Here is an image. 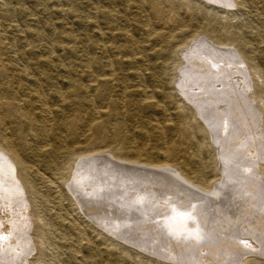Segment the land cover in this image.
<instances>
[{
	"label": "rangeland",
	"instance_id": "rangeland-1",
	"mask_svg": "<svg viewBox=\"0 0 264 264\" xmlns=\"http://www.w3.org/2000/svg\"><path fill=\"white\" fill-rule=\"evenodd\" d=\"M174 1L177 12L168 5L166 12L180 26L162 27L170 35V48L158 56L155 50H162L160 46L147 44V51L143 50L146 35L141 24L149 29L160 25L136 0H0V31L7 45L0 58V143L12 145L29 166L35 188L34 193H26L0 159L4 162L0 212L9 213L18 224L11 236L0 225V235L8 236L5 245L0 243V264H252L253 260L264 264V0H235L226 6L207 0ZM103 9L122 20L110 23ZM198 28L211 36L192 35ZM228 29L240 34V46ZM198 40L208 42L203 47ZM127 41L142 47L136 56L142 61L140 67L131 65L124 53L104 54L98 48L106 44L124 49ZM233 44L235 53L229 48ZM109 61L114 63L111 68H101ZM19 69L27 74L19 75ZM109 71L127 85L125 93L111 88L113 99L106 101L101 87L93 94L83 91L90 75L109 76ZM27 82L34 86L21 91L19 84ZM202 87L215 88L218 94H208ZM35 89L45 96L43 103H37L43 108L38 113L27 105ZM139 89L149 98L136 92ZM186 94L196 97L191 101ZM89 96H94L92 103ZM115 101L121 107L118 111L113 108ZM91 123L102 128L103 142L96 130H90ZM38 125L46 131L41 133ZM119 125L124 126L130 149H144L152 166L165 162L160 154L166 146L157 141V127L170 142L179 141L178 125L194 132L199 143L214 151L218 179L214 164H193L211 163L200 145H184L179 161H189L187 167L195 173L191 177L198 172L213 188L201 191L167 169L135 168L110 155L118 149L113 138ZM70 152L75 157L70 158ZM81 154L86 160H73Z\"/></svg>",
	"mask_w": 264,
	"mask_h": 264
},
{
	"label": "bare ground",
	"instance_id": "bare-ground-1",
	"mask_svg": "<svg viewBox=\"0 0 264 264\" xmlns=\"http://www.w3.org/2000/svg\"><path fill=\"white\" fill-rule=\"evenodd\" d=\"M115 0H113V2H114ZM138 3H140V7H141V9L143 10H145V11H147L149 14H150V19L152 20V21H157V24H159L160 25V27H158V29L156 28H148L149 26L147 25V24H141V29H142V31H144V33H145V35H146V40H145V44H146V46L143 48V50L146 52L147 51V44H150V45H152V46H154L153 48H156L157 46H160L161 48H162V50H155V52L157 53V55L158 56H161V55H163L164 53H163V51H164V49H165V51L166 50H168L169 48H170V35L168 34V33H166V32H164V31H162V27L163 26H165V25H167V24H169V23H173V26L175 27V28H177V27H179L180 26V22H179V20L178 19H175V17H172V16H170L167 12H166V6L168 5L170 8H171V10L173 11V12H177V10H178V8H179V6H177V3L174 1V0H136ZM187 1H189L190 3H197L198 2V0H187ZM211 2V3H218L219 2V4L220 3H224V5L226 6V5H229V4H231V5H233L234 3H235V0H207V2ZM204 2V1H203ZM199 3V2H198ZM216 5V4H215ZM131 6L129 5L128 6V9L130 8ZM210 6H208V8H209ZM96 8V7H95ZM96 10V9H95ZM97 10H99L98 8H97ZM258 10V9H257ZM101 13L108 19V21L110 22V23H116L117 21H119V20H122V16H120L119 14H114L113 12H111V11H109V10H107V9H103L102 11H101ZM259 13H260V11H259ZM141 18V17H140ZM146 18V17H145ZM149 18V17H148ZM208 18V17H207ZM261 18V17H260ZM148 20V19H147ZM138 21V20H137ZM136 21V22H137ZM139 21H141L140 19H139ZM212 21V20H211ZM140 24V23H139ZM158 25V26H159ZM228 32H230L231 34H232V39H233V42H234V44H236V46H238L239 44H238V42H240V34L238 33V32H236V31H234V30H231L230 31V29H228ZM122 34L120 35L121 37H123V38H126V39H128V36H127V34L126 33H124V32H121ZM198 33H204V36L205 37H210L211 36V34L212 33H210L209 31H207V30H203V31H201V28H198V30L197 31H194V32H192V35H195V36H197L196 34H198ZM204 37V40L206 39ZM202 40H203V38H201ZM194 41V40H193ZM192 41V42H193ZM197 41V40H196ZM195 41V42H196ZM200 40H198V42H199ZM194 42V43H195ZM208 42V41H207ZM206 41H202V42H199L200 44H198V43H195V44H193L194 46L195 45H197L198 44V46L199 45H204L205 43H207ZM211 43V42H210ZM234 44L233 45H231V46H229V48L232 50V52H236V47L234 46ZM179 45H181V44H179ZM192 45V46H193ZM215 45V44H214ZM205 46V45H204ZM203 46V47H204ZM240 46V45H239ZM114 47V46H113ZM139 46H137V45H135L134 43H132V42H130V41H127V44L125 45V47H124V49H121V47H114V48H110L108 45H106V44H100V45H98V48H99V50L102 52V53H104V54H106V53H109V51H113V53H116V55L118 56V55H122L123 53H124V55H126V57L129 59V61H130V63H131V65H134V66H137V67H140L141 65H142V61H141V59H140V57H136V56H138L139 55V51H141L142 50V47H140V48H138ZM201 47V46H200ZM199 47V48H200ZM203 47H201V48H203ZM221 48V47H220ZM225 48V47H224ZM233 49H234V51H233ZM6 50H7V45H6V38H5V36L3 35V33H2V31H0V58H2V56H4V55H6ZM231 52V51H230ZM234 52V53H235ZM239 53H241L240 51H238ZM194 53V52H193ZM198 53H200V52H198ZM212 53V52H211ZM227 53V52H226ZM187 54V53H186ZM208 54V53H207ZM238 54V53H237ZM194 55V54H193ZM228 55H229V53H228ZM227 55V56H228ZM241 55H242V53H241ZM224 56V55H223ZM237 56V55H236ZM189 57V56H188ZM218 57V56H217ZM220 57H221V55H220ZM225 57H226V55H225ZM241 57H243V60L246 62V64L247 63H249V61L247 60V59H245V57L242 55ZM116 58V57H115ZM227 58H229V57H227ZM226 58V59H227ZM210 58H208V60H209ZM215 59V58H214ZM225 59V58H224ZM189 60V59H188ZM210 60H212V59H210ZM231 60V59H230ZM187 61V60H186ZM110 62V63H109ZM109 62H107L106 64H101V68H106V67H109V68H111L113 65H114V63L112 62V61H109ZM185 62V61H184ZM216 62H218V61H216ZM215 62V63H216ZM237 62V61H236ZM235 62V63H236ZM186 64V63H185ZM219 64V63H218ZM208 65V64H207ZM210 65V64H209ZM213 65V64H212ZM227 65V64H226ZM214 66H215V64H214ZM217 66V67H216ZM215 67L216 68H218L219 66L218 65H216ZM157 67H160V66H157ZM161 67H165V65H163V66H161ZM188 67V66H187ZM206 67V66H205ZM212 67V66H211ZM242 67V66H241ZM210 68V67H209ZM219 69V68H218ZM232 69V68H231ZM179 70V69H178ZM203 70V69H202ZM212 70H213V68H212ZM184 71L185 70H183L182 71V74L184 75ZM197 71V70H196ZM239 71V70H238ZM19 75H21V76H25L26 74H27V71H26V69H19V70H17L16 71ZM90 72V71H89ZM104 72V71H103ZM186 72V71H185ZM215 72V71H214ZM217 72V71H216ZM224 72V71H223ZM233 72V71H232ZM237 72V71H236ZM91 73V72H90ZM109 76H104V75H102V76H98V75H90V77H91V79H90V84L88 85V86H86V87H84V88H82L83 89V91L86 93V94H88V93H91V94H93V93H95V92H97L98 91V89L101 87L102 88V92H101V97H103L104 99H106V101H110V99H113L112 98V95H111V90L112 89H117V88H121L122 89V91H123V93H125L126 91H127V89H128V87H127V85L124 83V82H120L119 81V79H117L116 78V76L114 75V73L112 72V71H109ZM194 73V72H193ZM240 73V72H239ZM219 74V73H218ZM222 74V73H221ZM226 74V73H225ZM233 74V73H232ZM241 74V73H240ZM139 75H142L143 76V74H142V72H139ZM187 75V74H186ZM185 75V76H186ZM213 75V74H212ZM227 75V74H226ZM229 75H230V73H229ZM188 76H189V74H188ZM190 76H194V75H192V73H191V75ZM211 76V75H210ZM214 76H215V74H214ZM220 76V75H219ZM243 76V75H242ZM182 77V76H181ZM187 77V76H186ZM197 77V76H196ZM199 77V76H198ZM232 77V76H231ZM191 78H193V77H191ZM195 78V77H194ZM200 80H201V78H199ZM199 79H198V82H199ZM203 79V78H202ZM208 79V78H207ZM238 79V78H237ZM240 79V78H239ZM245 79V78H244ZM185 80V79H184ZM194 80V79H193ZM231 81V80H230ZM246 81V80H245ZM244 81V82H245ZM216 82V81H215ZM226 82V81H225ZM192 83V82H191ZM213 83H214V80H213ZM234 82L232 81V84H233ZM247 83V82H246ZM183 84V83H182ZM211 84V83H210ZM224 84V83H223ZM20 85V90L21 91H24V90H28V88H27V86H29V87H32V86H34V84L33 83H29V82H27V83H20L19 84ZM200 85V84H199ZM246 85V84H245ZM186 86V85H185ZM224 86H225V84H224ZM227 86V85H226ZM234 86V85H233ZM236 86V85H235ZM239 86V85H238ZM25 87H26V89H25ZM189 87V86H188ZM204 87H206V86H204ZM208 87H211V86H208ZM112 88V89H111ZM187 88V87H186ZM203 88V87H202ZM230 88V87H229ZM247 88V87H246ZM204 89V88H203ZM211 89V88H210ZM204 89V90H202V91H206L208 94L210 93V92H214V93H216V94H218V92H216V91H214L215 90V88L214 89ZM224 90V89H223ZM236 91V90H235ZM136 92H138L139 94H141L142 96L144 95L145 97H147V98H149V93L147 92V91H145V90H143V89H139V90H137ZM206 92H204V93H206ZM192 93H193V91H192ZM236 94V93H235ZM211 95H212V93H211ZM238 95V94H237ZM240 95L243 97V96H245L246 94H245V91H243V92H240ZM188 99H190L191 101L196 97V95H192V94H186L185 95ZM199 96H201V95H199ZM198 96V97H199ZM214 96H215V94H214ZM211 97V96H210ZM217 97V96H216ZM224 97V96H223ZM235 97V96H234ZM238 97V96H237ZM186 98V99H187ZM191 98H193V99H191ZM244 98V97H243ZM60 99H62V98H60ZM240 99V98H239ZM45 101V96L40 92V91H38V89L36 90L35 89V91L33 92V93H31L30 94V96L28 97V100H27V105L33 110V111H36V113H38L39 112V109L40 110H42L43 108H39V106H37V103H43ZM87 101H88V103H92L93 101H94V96H92V97H88L87 98ZM214 101H215V99H214ZM240 101H241V99H240ZM198 102V101H197ZM219 102V101H218ZM113 103V108H114V110L115 111H118V110H120L121 109V107H120V104L118 103V101H115V102H112ZM189 103H191V102H189ZM221 103V102H220ZM213 104V103H212ZM194 105L197 107L195 110H197V109H199V105L197 104V103H194ZM193 105V106H194ZM238 105V104H237ZM251 105V104H250ZM249 105V106H250ZM202 106V105H201ZM229 106V105H228ZM12 107L16 110V108H17V106L15 105V104H13L12 105ZM151 107H155V104H152L151 105ZM239 107V106H238ZM233 108V107H232ZM50 109V108H49ZM248 110V109H247ZM250 110V109H249ZM50 111V110H49ZM163 112H165L166 113V110L165 109H163L162 110ZM206 112V111H205ZM252 112V111H251ZM258 112V111H257ZM257 112H255L256 114H257ZM202 113V112H201ZM215 113V112H214ZM218 114V113H217ZM239 114V113H238ZM254 114V113H253ZM236 115V114H235ZM209 116V115H208ZM201 117V116H200ZM203 117V116H202ZM228 117V116H227ZM252 117H254V116H252ZM200 119V118H199ZM256 120V119H255ZM240 121V120H239ZM251 121V120H250ZM3 123V118H2V116L0 115V125ZM203 123H205V122H203ZM218 123V122H217ZM258 123V122H257ZM242 124V123H241ZM98 124H94V123H91L90 124V126H89V128H90V130L91 131H95L96 130V132L98 133V135L100 136V139H101V142H103L104 141V137H103V134H102V132H101V127L100 126H97ZM157 125H158V123H157ZM206 125V124H205ZM244 126V125H243ZM235 127V126H234ZM213 128V127H212ZM38 129H39V131L41 132V133H44L46 130V128H45V126L44 125H38ZM157 129L159 130V133H157V136H156V138H157V141L159 142L160 141V143L162 142V144L164 145V146H166V148H165V150L163 151L164 153H162V154H160V156L165 160V162L164 163H161V164H159V166H152V165H154L153 163L154 162H152V160L150 159V157L147 155V153L145 152V150L144 149H140V148H133V149H130V147H129V138L124 134V132H123V130H124V126L123 125H119L118 127H117V129H116V133H115V135H114V138H113V141H115V143L116 144H118V149L116 150V151H112L111 153L110 152H108L110 155H112L113 157H115L116 159H118V160H121V161H123V162H126V163H128V164H126V163H124V164H126V165H130V164H132V165H135L134 167L136 168V166L137 167H139V166H143V168L144 167H147V166H149V167H160V168H163L164 170L165 169H167V170H169V171H172V173L174 172V173H177L180 177H182V179H184V180H186L188 183H190V185H192V186H194V187H196L197 189H200L201 191H210L212 188H213V186L214 185H212V183L211 184H205L204 183V180H203V176L201 175V174H199L198 172L196 173V175H195V177H191V175H193V174H195L194 172H193V170H191V169H188V162L189 161H187V162H180L179 161V159H180V155L183 153V151H184V145H186L187 143H194V144H197V145H200V147L201 148H206V150H207V152L210 154V159H211V163H203V162H201V161H199V160H196V161H193V162H191L192 160H190V164L191 163H193V164H195V165H199V166H209V165H212V164H216L215 163V160H216V158H215V153H214V151L211 149V147H209L206 143H199L198 142V140H197V138L195 137V135H194V132H192V131H186V130H184L180 125H178V126H176L175 127V130H176V133H177V135H178V137H179V141H177V142H170V141H168L167 139H166V136H165V134H164V131H163V129L161 128V127H157ZM211 129V128H210ZM264 130V129H263ZM223 131V130H222ZM225 131V130H224ZM230 131V130H229ZM260 131H261V129H260ZM234 132V131H233ZM201 133H202V136H203V139H207L208 138V134H207V132H206V130L204 129V127L203 128H201ZM210 133V132H209ZM232 133V132H231ZM242 134V133H241ZM264 134V133H263ZM46 135V134H45ZM253 135V134H252ZM258 137V136H257ZM236 138V137H235ZM250 138V137H249ZM215 139V138H214ZM246 139V138H245ZM4 140V139H3ZM211 140V139H210ZM218 140V139H217ZM219 141V140H218ZM254 141V140H253ZM214 142V141H213ZM251 142H252V140H251ZM230 143V142H229ZM7 144V143H6ZM146 146V145H145ZM158 146V145H157ZM261 146V145H260ZM101 148H103V147H101ZM248 148V147H247ZM254 149V148H253ZM259 149V148H258ZM157 150H159V148L157 149ZM250 150V149H249ZM162 151V150H161ZM217 151V150H216ZM75 152V151H74ZM97 152H99V151H97ZM218 152V151H217ZM220 152V151H219ZM243 152V151H242ZM245 152V151H244ZM253 152V151H252ZM263 152V151H262ZM105 153V152H104ZM103 153V154H104ZM241 154V153H240ZM69 157L70 158H72V157H75L74 156V153L73 152H70L69 154ZM91 155V154H90ZM106 155V154H105ZM108 155V154H107ZM243 155V154H242ZM251 155V154H250ZM94 156V155H93ZM100 156V155H99ZM98 156V157H99ZM103 156V155H102ZM111 156V157H112ZM241 156V155H240ZM260 156V155H259ZM87 156H86V154H81V156H77L76 158H74L73 160H77V159H80V161H81V158L82 159H85ZM91 157V156H90ZM97 157V158H98ZM105 157V156H104ZM109 156H107V158H108ZM242 157V156H241ZM92 158H94V157H92ZM100 158H102V157H100ZM263 158V157H262ZM0 159L1 160H4L5 162H6V164H8V166H10V168H11V170L13 171L12 173L14 174V176L16 177V179H17V183L20 185V187L27 193H30V194H32V193H34L35 192V188H34V186L32 185V182H31V179H30V177H29V174H28V171H29V166H27V164L25 163V161L20 157V155L16 152V150H14V147L12 146V145H7V146H3L1 143H0ZM105 159V158H104ZM103 159V160H104ZM109 159H110V157H109ZM112 159V158H111ZM110 159V160H111ZM86 160V159H85ZM92 160V159H91ZM93 160H97V159H93ZM225 160V159H224ZM90 161V160H89ZM114 161V160H113ZM115 161H117V160H115ZM238 161V160H237ZM245 161V160H244ZM243 161V162H244ZM260 161V160H259ZM78 162V161H77ZM93 162V161H92ZM4 163V162H3ZM2 163V164H3ZM74 163H76V162H74ZM80 163H82V161L80 162ZM116 163H118V161L116 162ZM121 163V162H120ZM119 163V164H120ZM245 163V162H244ZM122 164V163H121ZM124 164H122V165H124ZM236 164H238V162H236ZM240 164H241V162H240ZM111 165V164H110ZM253 165H254V163H253ZM5 166H7V165H5ZM5 166H4V168H5ZM73 166H76V165H73ZM77 166H80V168L83 166H81V165H77ZM226 166V165H225ZM2 167H3V165H2ZM65 167V166H64ZM67 167V166H66ZM68 167H70V166H68ZM67 167V168H68ZM95 167H97V166H95ZM102 167V166H101ZM120 167V166H119ZM148 167V168H149ZM223 167V166H222ZM249 167V166H248ZM79 168V167H78ZM112 168V167H111ZM69 169H71V168H69ZM73 169V168H72ZM155 169V168H154ZM1 170V169H0ZM10 170V169H9ZM87 170V169H86ZM100 170V169H99ZM130 170V169H129ZM159 170V169H158ZM234 170V169H233ZM2 171V170H1ZM4 171V170H3ZM6 171H7V169H6ZM5 171V172H6ZM67 171V170H66ZM70 171V170H69ZM105 171H107V170H105ZM144 171V170H143ZM188 171H191V172H188ZM4 172V173H5ZM8 172V171H7ZM79 172V171H78ZM159 172H161V171H159ZM158 172V173H159ZM224 172V171H223ZM234 172V171H233ZM237 172V171H236ZM3 173V172H2ZM1 173V174H2ZM11 173V174H12ZM214 173H215V179H218V167H217V165H215V168H214ZM244 173V172H243ZM8 174V173H7ZM10 174V173H9ZM9 174H8V176H9ZM10 174V175H11ZM13 174H12V179H13ZM71 174H73V173H71ZM103 174H105V173H103ZM109 174V173H108ZM146 174V173H145ZM225 174V173H224ZM229 174V173H228ZM248 174V173H247ZM258 174V173H257ZM3 175V174H2ZM96 175V174H95ZM117 175V174H116ZM156 175V174H155ZM169 175V174H168ZM177 175V176H178ZM5 176V175H4ZM80 176V175H79ZM163 176V175H162ZM231 176V175H230ZM246 176V175H245ZM251 176V175H250ZM255 176V175H254ZM75 177V176H74ZM103 177V176H102ZM102 177H100V178H102ZM261 177V176H260ZM7 178V177H6ZM5 178V179H6ZM85 178V177H84ZM112 178V177H111ZM114 178V177H113ZM133 178V177H132ZM170 178V177H169ZM240 178H242V177H240ZM11 179V178H10ZM15 179V180H16ZM146 179V178H145ZM158 179V178H157ZM165 179V178H164ZM172 179V178H171ZM3 180V179H2ZM14 180V179H13ZM14 180V181H15ZM42 180V179H41ZM104 180V179H103ZM162 180V179H161ZM176 180V179H175ZM10 181V180H9ZM49 181V180H48ZM48 181H46V182H48ZM88 181V180H87ZM93 181V180H92ZM106 181V180H105ZM113 181V180H112ZM134 181V180H133ZM166 181V180H165ZM233 181V180H232ZM50 182V181H49ZM100 182V181H99ZM115 182V181H114ZM151 182V181H150ZM175 182V181H174ZM178 182V181H177ZM234 182V181H233ZM8 183V182H7ZM7 183H6V186L5 187H8L7 186ZM38 183V182H37ZM120 183V182H119ZM158 183V182H157ZM162 183V182H161ZM249 183V182H248ZM3 184V183H2ZM56 184V183H55ZM75 184V183H74ZM102 184V183H101ZM109 184V183H108ZM233 184V183H232ZM238 184V183H237ZM8 185H10V184H8ZM12 185H14V184H12L11 183V187H12ZM18 185V186H19ZM48 185V184H47ZM76 185V184H75ZM106 185V184H105ZM111 185H112V183H111ZM139 185V184H138ZM170 185V184H169ZM179 185V184H178ZM184 185V184H183ZM224 185V184H223ZM69 186V185H68ZM129 186V185H128ZM2 187H3V185H2ZM243 187V186H242ZM248 187V186H247ZM4 188V187H3ZM183 188V187H182ZM188 188V187H187ZM192 188V187H191ZM225 188V187H224ZM244 188V187H243ZM253 188V187H252ZM17 190L19 189V188H16ZM15 189V190H16ZM229 189V188H228ZM236 189H238V188H236ZM22 190V191H23ZM138 190V189H137ZM191 190V189H190ZM231 190V189H230ZM5 191V190H4ZM6 191H7V189H6ZM5 191V192H6ZM9 191H12L11 189L9 190ZM85 191V190H84ZM126 191H128V190H126ZM3 192V191H2ZM1 192V193H2ZM8 192V191H7ZM6 192V193H7ZM13 192H15V191H13ZM19 192H20V189H19ZM107 192H109V191H107ZM115 192V191H114ZM194 192V191H193ZM216 192V191H215ZM75 193V192H74ZM94 193V192H93ZM110 193V192H109ZM210 193V192H209ZM208 193V194H209ZM225 193V192H224ZM261 193V192H260ZM11 194H12V192H11ZM18 194V193H17ZM22 195H23V192L21 193ZM95 194V193H94ZM119 194V193H118ZM202 194V193H201ZM4 195V194H3ZM79 195H80V193H79ZM113 196V195H112ZM121 196V195H120ZM212 196H214V195H212ZM1 197V196H0ZM4 197V196H3ZM10 197V196H9ZM125 197V196H124ZM187 197V196H186ZM219 197H220V195H219ZM224 197V196H223ZM83 198V197H82ZM150 198V197H149ZM6 199V198H5ZM8 199V198H7ZM23 199V198H22ZM104 199V198H103ZM114 199V198H113ZM138 199V198H137ZM141 199V198H140ZM139 199V200H140ZM190 199V198H189ZM224 199V198H223ZM82 200V199H81ZM80 200V201H81ZM93 200V199H92ZM98 200V199H97ZM127 200H128V198H127ZM148 200V199H147ZM186 200V199H185ZM5 201H7V200H5ZM143 201V200H142ZM260 201V200H259ZM262 201V200H261ZM78 202V201H77ZM100 202V201H99ZM140 201H138V203H139ZM9 203V202H8ZM114 203V202H113ZM137 203V202H136ZM21 204V203H20ZM94 204V203H93ZM97 204V203H96ZM105 204V203H104ZM116 204V203H115ZM142 204V203H141ZM85 205V204H84ZM114 205V204H113ZM112 205V206H113ZM216 205H217V203H216ZM4 206V205H3ZM107 206V205H106ZM205 206V205H204ZM82 207V206H81ZM91 207V206H90ZM157 207V206H156ZM0 208H3V207H0ZM6 208V207H5ZM80 208V207H79ZM189 208V207H188ZM124 209V208H123ZM201 209V208H200ZM130 210V209H129ZM138 210V209H137ZM164 210V209H163ZM208 210V209H207ZM89 211V210H88ZM97 211V210H96ZM132 211V210H131ZM131 211H129L130 213H131ZM108 212V211H107ZM119 212V211H118ZM158 212V211H157ZM162 212V211H161ZM209 212V211H208ZM3 213V212H2ZM2 213L0 212V216L2 215ZM93 213V212H92ZM95 213V212H94ZM111 213V212H110ZM127 213H128V211H127ZM129 213V214H130ZM195 213V212H194ZM5 214V215H4ZM2 216V218L0 217V225L2 224L3 225V228L5 229V230H8V231H6V234L8 233V236H11V235H9V234H12L13 235V227H16V225H18L17 223H14V222H12L11 220H13V218L11 217V215L8 213H4ZM19 214V213H18ZM89 214V213H88ZM96 214V213H95ZM126 214V213H125ZM162 214V213H161ZM186 214V213H185ZM219 214V213H218ZM28 215V214H27ZM106 215V214H105ZM126 215H128V214H126ZM125 215V216H126ZM134 215V214H133ZM16 216V215H15ZM96 216V215H95ZM113 216V215H112ZM131 216H132V214H131ZM186 216V215H185ZM216 216V215H215ZM184 217V216H183ZM187 217V216H186ZM220 217V216H219ZM223 217V216H222ZM18 218V217H17ZM95 218V217H94ZM134 217L132 216V219H133ZM136 218V217H135ZM179 218H181V217H179ZM229 218V217H228ZM109 219V218H108ZM153 219H155V218H153ZM162 219V218H161ZM165 219V218H164ZM184 219V218H183ZM263 219V218H262ZM128 220H131V219H128ZM224 220V219H223ZM241 220V219H240ZM98 221V220H97ZM169 221V220H168ZM181 221V220H180ZM184 221V220H183ZM212 221V220H211ZM220 221V220H219ZM92 222V221H91ZM125 222V221H124ZM167 222V221H166ZM170 222V221H169ZM229 222V221H228ZM131 223V222H130ZM174 223V222H173ZM193 223V222H192ZM217 223V222H216ZM224 223V222H223ZM23 224V223H22ZM152 224V223H151ZM21 225V224H20ZM110 225V224H109ZM167 225V224H166ZM176 225V224H175ZM27 226V225H26ZM179 226V225H178ZM206 226V225H205ZM22 227V226H21ZM29 227V226H28ZM106 227V226H105ZM202 227V226H201ZM3 228H2V230H3ZM148 228V227H147ZM214 228V227H213ZM221 228V227H220ZM173 229V228H172ZM18 230V229H17ZM103 230V229H102ZM109 230V229H108ZM142 230V229H141ZM207 230H208V228H207ZM16 231V230H15ZM26 231H27V229H26ZM104 231V230H103ZM115 231H117V230H115ZM126 231H128V230H126ZM206 231V230H205ZM190 232V231H189ZM213 232H215V231H213ZM204 233V232H203ZM1 234H3V232L1 233ZM121 234V233H120ZM1 236V235H0ZM8 236H6V235H4L3 234V236H1L0 237V239H1V241L2 242H0V243H2V244H6V240H7V238H8ZM120 236V235H119ZM133 236V235H132ZM157 236V235H156ZM164 236V235H163ZM222 236V235H221ZM22 237V236H21ZM83 237V236H82ZM130 237V236H129ZM153 237V236H152ZM205 238V237H204ZM161 239V238H160ZM178 239V238H177ZM9 241H10V239H8ZM145 240V239H144ZM213 240H215L214 238H213ZM125 241V240H124ZM18 242V241H17ZM31 242V241H30ZM126 242V241H125ZM128 242V241H127ZM162 244V243H161ZM247 244H250V243H247ZM26 245V244H25ZM149 245V244H148ZM209 245V244H208ZM157 246V245H156ZM161 246V245H160ZM194 246V245H193ZM198 246V245H197ZM137 247V246H136ZM146 247V246H145ZM163 247V246H162ZM3 248V247H2ZM194 248V247H193ZM9 249V248H8ZM185 249V248H184ZM79 250V249H78ZM23 251V250H22ZM91 251V250H90ZM6 253V252H5ZM195 253V252H194ZM11 254V256H12V253H10ZM198 255V254H197ZM90 256V255H89ZM245 256V255H244ZM10 257V256H9ZM14 258V257H13ZM19 258V257H18ZM183 258V257H182ZM178 259V258H177ZM210 259H212V258H210ZM189 261V260H188ZM18 262V261H17ZM210 262V261H209ZM250 262V261H249ZM254 260L251 262L252 264H254ZM185 264V263H184ZM202 264V263H201ZM208 264V263H207ZM256 264V263H255Z\"/></svg>",
	"mask_w": 264,
	"mask_h": 264
},
{
	"label": "snow or ice",
	"instance_id": "snow-or-ice-1",
	"mask_svg": "<svg viewBox=\"0 0 264 264\" xmlns=\"http://www.w3.org/2000/svg\"><path fill=\"white\" fill-rule=\"evenodd\" d=\"M0 165H2V161H0ZM2 175H0V188H2ZM0 199H2V197H0Z\"/></svg>",
	"mask_w": 264,
	"mask_h": 264
}]
</instances>
